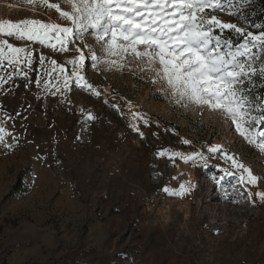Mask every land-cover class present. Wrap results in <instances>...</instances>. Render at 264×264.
<instances>
[{
  "label": "rangeland",
  "instance_id": "obj_1",
  "mask_svg": "<svg viewBox=\"0 0 264 264\" xmlns=\"http://www.w3.org/2000/svg\"><path fill=\"white\" fill-rule=\"evenodd\" d=\"M253 3L233 0L238 15H212L259 34L244 19ZM25 19L67 23L54 9L0 0V21ZM3 40L32 55L31 64L25 53L18 64L0 62V127L9 133L0 143V264H264V202L248 195L264 192V153L229 119L174 97L158 64L107 56L91 30L66 51L51 33L44 44ZM253 66L246 95L258 118L264 53ZM261 131L256 123L249 135ZM194 153L206 159L169 158ZM225 153L251 169L257 187L241 183Z\"/></svg>",
  "mask_w": 264,
  "mask_h": 264
},
{
  "label": "snow or ice",
  "instance_id": "obj_2",
  "mask_svg": "<svg viewBox=\"0 0 264 264\" xmlns=\"http://www.w3.org/2000/svg\"><path fill=\"white\" fill-rule=\"evenodd\" d=\"M26 3L33 7L54 9L59 19L67 22L66 25L28 19L19 23L0 21V35L44 44L51 33L55 34L61 50L66 51V41L83 40L91 30L107 56L131 53L137 59L146 58L149 65L158 64L159 67L154 69L156 75L165 82L174 97L220 112L232 122L246 142L264 153V131L259 132L256 138L249 135L251 126L264 123V105H260L261 115L258 118L250 116L245 83H251L252 77L257 74L253 62L258 58V53H264V30L254 34L212 15L217 11L229 16L238 15L233 11V0H60L59 3L26 0ZM62 5H67L70 10H62ZM217 29L234 31L243 38L242 43L233 45L227 40L221 43L220 37L214 35ZM5 51L10 55L5 57ZM21 53H25L26 62L31 64V52L14 47L7 40L0 41V62L7 59L10 65L18 64ZM92 58L94 61L99 59L95 54ZM40 62L43 63V58ZM77 62L72 61L74 65ZM104 62L114 63L108 60ZM259 75L264 78V67L259 69ZM81 80L83 77L77 76V83ZM83 86L91 89L87 83ZM95 94L99 96V92ZM92 118L88 116V119ZM8 134L0 127V143H4V137ZM219 151L220 146L208 148L210 153ZM166 154L163 151L160 153L161 156ZM177 155L185 163L190 160L195 163L197 158L206 159L200 153L188 157L172 154L169 158ZM224 155L234 168L246 174L240 176L241 183L258 186L259 178L253 175L250 168L236 157L227 153ZM164 191L173 194L168 188ZM184 191L185 185L182 184L180 192L175 194L180 195ZM248 195L264 202V192L249 191Z\"/></svg>",
  "mask_w": 264,
  "mask_h": 264
},
{
  "label": "trees",
  "instance_id": "obj_3",
  "mask_svg": "<svg viewBox=\"0 0 264 264\" xmlns=\"http://www.w3.org/2000/svg\"><path fill=\"white\" fill-rule=\"evenodd\" d=\"M254 3L252 4V6H250V8H248L245 11V15H244V19L245 21H247L248 25H252L255 24L256 22L259 24L260 26V30L262 31L264 30V0H253ZM229 39L231 41L232 37H229ZM240 43V41H237V44ZM263 79V87H260V89H258L259 94H263L264 93V78Z\"/></svg>",
  "mask_w": 264,
  "mask_h": 264
}]
</instances>
